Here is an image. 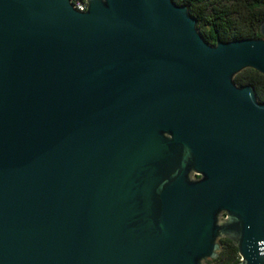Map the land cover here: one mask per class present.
<instances>
[{
    "label": "water",
    "instance_id": "obj_1",
    "mask_svg": "<svg viewBox=\"0 0 264 264\" xmlns=\"http://www.w3.org/2000/svg\"><path fill=\"white\" fill-rule=\"evenodd\" d=\"M259 33L211 45L173 0H0V264H205L220 238L264 264V103L234 82L264 75Z\"/></svg>",
    "mask_w": 264,
    "mask_h": 264
},
{
    "label": "trees",
    "instance_id": "obj_2",
    "mask_svg": "<svg viewBox=\"0 0 264 264\" xmlns=\"http://www.w3.org/2000/svg\"><path fill=\"white\" fill-rule=\"evenodd\" d=\"M188 7L197 22V30L204 40L215 45L217 41L230 42L260 37L259 27L264 22V0H173ZM237 86L251 85L259 102L264 103V75L245 69L234 77ZM239 260L237 247L229 242L220 258L205 264H235Z\"/></svg>",
    "mask_w": 264,
    "mask_h": 264
},
{
    "label": "built area",
    "instance_id": "obj_3",
    "mask_svg": "<svg viewBox=\"0 0 264 264\" xmlns=\"http://www.w3.org/2000/svg\"><path fill=\"white\" fill-rule=\"evenodd\" d=\"M69 2L76 11L86 10V0H69Z\"/></svg>",
    "mask_w": 264,
    "mask_h": 264
},
{
    "label": "flooded vegetation",
    "instance_id": "obj_4",
    "mask_svg": "<svg viewBox=\"0 0 264 264\" xmlns=\"http://www.w3.org/2000/svg\"><path fill=\"white\" fill-rule=\"evenodd\" d=\"M199 178V176H196V175H193L192 176V179L193 180H196V179H198ZM224 216H222V218H223ZM229 242H232V241H230V240H228V239H225V238H220L219 240H218V243L220 244V251L218 252V256L215 258V259H212V260H216V259H218V258H220V255H221V252H222V250H223V248L225 247V245L226 244H228ZM232 243H234V242H232ZM235 244V243H234ZM209 261V260H208Z\"/></svg>",
    "mask_w": 264,
    "mask_h": 264
}]
</instances>
